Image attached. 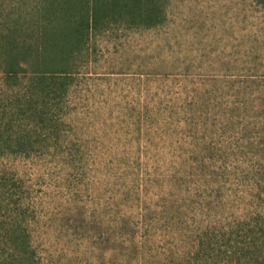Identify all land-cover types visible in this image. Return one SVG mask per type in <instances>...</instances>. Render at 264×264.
Wrapping results in <instances>:
<instances>
[{"label":"rangeland","instance_id":"1","mask_svg":"<svg viewBox=\"0 0 264 264\" xmlns=\"http://www.w3.org/2000/svg\"><path fill=\"white\" fill-rule=\"evenodd\" d=\"M48 6L45 0H0L2 68L11 41L37 39ZM89 46L78 54L60 145L11 160L37 196L33 233L40 262L175 264L176 241L187 250L188 237L198 235L185 228L199 218L196 201L217 182L205 176L195 184L193 174L206 166L192 164L189 134L197 133H185L183 121L264 94V6L171 0L163 25L115 27ZM179 192L186 220L176 240L170 224L181 215L172 203ZM163 205L167 211L160 212Z\"/></svg>","mask_w":264,"mask_h":264},{"label":"trees","instance_id":"2","mask_svg":"<svg viewBox=\"0 0 264 264\" xmlns=\"http://www.w3.org/2000/svg\"><path fill=\"white\" fill-rule=\"evenodd\" d=\"M45 1L48 14L34 31L37 39L11 41L7 64L0 65V260L5 264H41L33 233L37 196L12 166V158L60 145L67 124V111L62 110L77 76L78 54L90 48L93 37L120 26L159 27L167 20L171 0ZM255 1L264 6V0ZM19 49L24 58L14 53ZM253 81L264 84V78ZM260 93L256 102L236 101L214 113L208 108L206 119L197 112L183 121L185 133H197L189 134L192 164L197 169L206 166L204 172L193 174L195 184L205 176L217 182L196 201L194 218H199L185 228L192 235L198 233L197 241L188 237L187 250L176 241L175 264H264V94ZM189 186L193 197L192 180ZM179 195L172 203L181 215L170 224L176 240L185 233L178 229L185 219V198ZM233 205L234 212L229 210ZM162 207L160 212L167 211Z\"/></svg>","mask_w":264,"mask_h":264}]
</instances>
